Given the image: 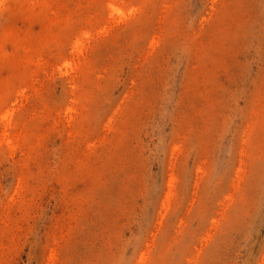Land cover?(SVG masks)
Masks as SVG:
<instances>
[{
	"label": "rangeland",
	"instance_id": "1",
	"mask_svg": "<svg viewBox=\"0 0 264 264\" xmlns=\"http://www.w3.org/2000/svg\"><path fill=\"white\" fill-rule=\"evenodd\" d=\"M0 264H264V0H0Z\"/></svg>",
	"mask_w": 264,
	"mask_h": 264
}]
</instances>
